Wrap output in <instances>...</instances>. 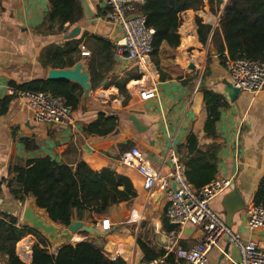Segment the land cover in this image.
Wrapping results in <instances>:
<instances>
[{"label":"crops","instance_id":"1","mask_svg":"<svg viewBox=\"0 0 264 264\" xmlns=\"http://www.w3.org/2000/svg\"><path fill=\"white\" fill-rule=\"evenodd\" d=\"M82 1L86 2L92 14L87 16L84 10L85 17L78 24L82 27L81 36L87 32L109 40L116 38L113 37L114 28L106 21V9L101 1ZM228 3L229 0H224L217 15L212 14L208 4L198 13L192 10L183 12L180 15L179 27L181 44L176 50L167 48L166 51L171 52L172 57L168 60H174L173 65L165 69L162 67L164 63L161 56L158 66L151 59L155 68L154 76L142 78L137 68L127 63L116 62L112 77L129 79L126 87L131 99L126 107H123L124 97L119 94L116 86L113 84L105 88L102 82L98 89L93 90L105 93L107 99L104 105L103 100L96 101V97H93L92 102L94 105L97 104L98 108L83 111L79 106V109L74 111L75 127L65 125L51 127L35 122L27 103L18 97L9 96L5 87H20L36 79H47L50 67L43 68L40 65V53L50 44H64L66 42L63 39L64 35L44 36L37 32L48 12V0H2L0 182L4 196L0 204L2 206L0 213H14L20 223L25 203L32 199L27 198L25 202H20L11 194L8 184L13 178L10 171L14 165L25 166L30 160L46 157L67 165L85 161L94 171L109 168L128 177L136 191L134 199L114 205L108 215L90 214L84 222L94 225L101 233H107L105 237L89 235V238H96L97 244L104 245L112 260L121 258L126 264H140L144 261L138 240L158 254L167 252L165 256L177 247H193L198 243L202 239L198 227L188 225L172 233L163 229L162 217L168 200L158 192L147 191L144 188L143 177L136 170L119 162V156L126 152L120 145L132 142L134 147H139L148 156L154 168L165 176L173 169V165L165 160L171 143L174 145L175 153L190 133L198 136L201 145L212 143V140L204 135L208 112L203 102V94L199 92L208 55L213 58L212 75L206 82L208 88L227 98L223 91V81L229 80V75L226 67L220 66L218 54H214L217 53L215 49L210 45L203 47L200 43L196 17L216 28ZM190 35L194 38L192 45L186 42ZM186 58L191 59L187 62ZM191 64L195 65V70L190 69ZM196 66L199 68L198 71ZM160 72L166 76L165 80L161 79ZM194 76H198L199 81L192 82L190 79ZM105 81L107 85L110 80ZM152 87L158 91L157 98L142 101L139 97L140 90ZM227 100L230 106L222 111L221 121L217 125V142L222 145L218 177L231 178L233 184L231 189L217 196L210 205L223 220H226L227 209L235 206L238 197L244 201L247 208L264 178V91L256 94L241 92L233 104L228 98ZM99 113H104L107 117L118 116L120 119L118 129L106 137L86 135L83 127L94 122ZM130 114H136L147 127L144 133H139L128 121L127 117ZM25 140L29 141L31 148L26 149ZM235 191L238 192V197ZM230 217L229 224L235 232L241 234L245 240H255L264 248V228L248 231L246 209H239ZM119 230H124L125 235H118ZM78 237L81 241L88 239L83 235ZM36 243L37 240L32 235L24 237L16 246L17 256L23 262L30 263ZM227 249L228 253H225ZM236 256V249L225 240L220 244V248L209 253L207 264H227L229 258ZM167 259L168 257L164 264ZM0 264L6 263L0 260Z\"/></svg>","mask_w":264,"mask_h":264},{"label":"trees","instance_id":"2","mask_svg":"<svg viewBox=\"0 0 264 264\" xmlns=\"http://www.w3.org/2000/svg\"><path fill=\"white\" fill-rule=\"evenodd\" d=\"M48 2L49 8L44 22L37 29V32L44 36L64 35L85 17L82 0ZM223 3L224 0H145L142 5H138L137 12L147 17V27L155 31L152 61L156 66L159 65L160 55L168 51L167 48L176 50L180 46V15L183 12L192 10L198 13L208 4L212 14L217 15ZM196 25L200 43L203 47L210 45L215 49L220 66L226 67L228 59L264 61V0H229L220 17L219 26L213 28L199 17H196ZM193 40L190 35L186 42L192 45ZM81 46L90 53L85 62L92 89H98L102 82L109 79L105 88L114 84L119 94L124 97L123 107H126L131 99L126 87L129 79L112 77L117 61L114 44L108 38L85 32L78 39L66 41L62 45L50 44L40 53L39 63L43 68H72L83 59ZM212 59L209 54L199 88L208 112L204 135L212 140V143L201 145L198 136L190 133L177 149V156L185 168L186 178L196 190H201L219 175L222 145L217 142V125L221 121L222 111L230 106L223 94L206 86L207 79L212 75ZM189 60L185 59L187 62ZM160 74L161 79L165 80L166 76L161 72ZM197 79L198 76H194L190 80L196 82ZM16 88L62 97L73 111L79 109L83 95L79 85L64 80L36 79ZM119 125L118 116L107 117L104 113H99L94 122L83 127V132L88 136L106 137L114 133ZM28 142L24 141L26 149L31 148ZM133 147L132 142L120 145L125 151ZM10 175H13V178L8 186L16 200L25 202L27 198L36 199L37 206L47 209L54 222L65 226L69 225L71 220L85 222L90 214L106 216L114 205L136 197L133 183L128 177L109 168L94 171L85 161L67 165L49 157L39 158L28 161L25 166L14 165ZM252 201L264 207V178ZM162 226L168 233L179 230L177 225L170 223L166 211L162 217ZM30 234L37 238V243L33 248L32 261L25 263L17 256L16 246ZM82 235L88 239L54 249L38 232L22 226L17 215L1 212L0 260L6 264H126L121 258L112 260L104 245L96 243V238H89L88 234ZM137 243L146 261L156 260L167 254L165 251L160 254L154 252L140 240ZM167 257L166 264H173L174 255L170 253Z\"/></svg>","mask_w":264,"mask_h":264},{"label":"built area","instance_id":"3","mask_svg":"<svg viewBox=\"0 0 264 264\" xmlns=\"http://www.w3.org/2000/svg\"><path fill=\"white\" fill-rule=\"evenodd\" d=\"M106 9V21L113 28L119 26L123 36L113 38L115 59L137 68L142 78L154 76L155 68L151 62L155 31L147 27V17L137 12V6L145 0H100ZM2 0H0L1 6ZM82 55L90 56L84 46ZM226 69L229 81L241 92L259 93L264 91V61L240 58L228 59ZM7 94L24 100L33 113L35 122L44 125L59 124L75 127L74 111L64 98L46 92H34L6 86ZM155 87L141 89L142 101L156 99ZM165 160L173 169L162 176L151 163L148 156L139 148L122 153L119 162L136 170L144 179V188L151 193L158 192L167 200L166 216L172 225L198 227L202 239L193 247H177L171 253L173 264H207L209 253L220 248L222 241H228L237 251L227 264H264V248L255 240H245L243 236L230 229L222 217L213 211L211 202L220 194L231 189L233 179L217 177L201 190H196L185 175V168L180 162L174 145L171 143ZM247 229L253 232L264 228V207L250 201L246 208ZM81 242L75 237L72 244ZM166 257L142 261L140 264H164Z\"/></svg>","mask_w":264,"mask_h":264},{"label":"water","instance_id":"4","mask_svg":"<svg viewBox=\"0 0 264 264\" xmlns=\"http://www.w3.org/2000/svg\"><path fill=\"white\" fill-rule=\"evenodd\" d=\"M81 34L82 27L78 25L65 34L63 39L65 41L78 39ZM122 36L123 33L121 28L116 26L114 28L113 37L121 38ZM214 54L217 55V53ZM85 60L86 57H83L82 61L78 62L74 67L68 69L50 68L48 71L47 80H64L79 85L83 90L80 103L81 109L83 111H92L95 108H98L97 104L94 105L92 102L93 97H96L100 100H106L107 97L103 91H93L89 70ZM190 69L195 70V65L191 64ZM106 83L107 81H104L102 86L104 87ZM223 85V91L230 103H235L241 94V90L239 88H235L234 85L227 79L223 81ZM127 119L130 123H132L139 133H144L147 130V127L142 124L140 119L137 118L136 114H130ZM58 126L59 124H51V127ZM86 148L89 149L88 145H86ZM235 195L238 197V192L235 191ZM3 196L2 182H0V204L3 202ZM239 209H246L244 201L240 197H238L235 206L229 210L227 209L226 212V220H224V222L230 229H232L229 224L231 218L230 216ZM20 224L38 232L41 237H43L54 247V249H60L66 244L72 243L75 237H78L82 234H88L95 237H105L107 234L101 233L94 225L86 224L82 221L71 220L67 226L58 224L49 217L47 209L37 206L36 199L34 198L28 200L25 203L23 212L21 214ZM105 225L108 228V222H106ZM225 253H228V249L225 251Z\"/></svg>","mask_w":264,"mask_h":264},{"label":"rangeland","instance_id":"5","mask_svg":"<svg viewBox=\"0 0 264 264\" xmlns=\"http://www.w3.org/2000/svg\"><path fill=\"white\" fill-rule=\"evenodd\" d=\"M83 2V8H84V10H85V13H86V15L87 16H91V14H92V12L89 10V8H88V6H87V4H86V2L85 1H82ZM67 34V33H66ZM65 35V34H64ZM86 51H88L87 49H86ZM170 51L169 52H163L160 56L162 57V59H163V61H162V63H164L163 64V68H167L168 66H172L173 65V61L172 60H168V59H170L172 56L170 55ZM83 56V55H82ZM84 57V56H83ZM166 59V60H165ZM191 59V58H190ZM197 59V58H196ZM190 61V60H189ZM195 61H197V60H195ZM153 63H154V61H153ZM199 70V68H198V66H196V71H198ZM189 72H191V71H189ZM198 81H199V78L197 79ZM93 91H98V90H93ZM94 93V92H93ZM95 100L96 101H101L100 99H98V98H95ZM103 102V105L106 103L105 102V100H103L102 101ZM0 207H2V206H0ZM118 235H120V236H124L125 235V231L124 230H119L118 232ZM31 235V234H30ZM33 236V235H32ZM34 237V236H33ZM36 238V237H35ZM36 240H37V238H36Z\"/></svg>","mask_w":264,"mask_h":264},{"label":"bare ground","instance_id":"6","mask_svg":"<svg viewBox=\"0 0 264 264\" xmlns=\"http://www.w3.org/2000/svg\"><path fill=\"white\" fill-rule=\"evenodd\" d=\"M143 83V81L141 82V84ZM19 247H20V245H19Z\"/></svg>","mask_w":264,"mask_h":264}]
</instances>
